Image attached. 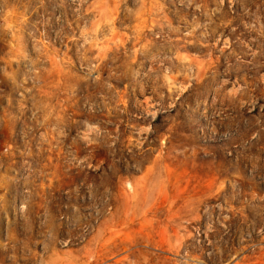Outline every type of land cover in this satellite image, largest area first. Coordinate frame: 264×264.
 <instances>
[{
  "label": "rangeland",
  "instance_id": "rangeland-1",
  "mask_svg": "<svg viewBox=\"0 0 264 264\" xmlns=\"http://www.w3.org/2000/svg\"><path fill=\"white\" fill-rule=\"evenodd\" d=\"M0 264H264V0H0Z\"/></svg>",
  "mask_w": 264,
  "mask_h": 264
}]
</instances>
